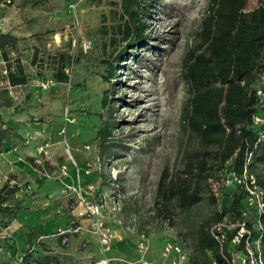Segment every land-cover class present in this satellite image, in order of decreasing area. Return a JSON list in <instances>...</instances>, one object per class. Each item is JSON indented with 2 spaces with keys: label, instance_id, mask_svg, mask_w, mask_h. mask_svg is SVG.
<instances>
[{
  "label": "rangeland",
  "instance_id": "374dc122",
  "mask_svg": "<svg viewBox=\"0 0 264 264\" xmlns=\"http://www.w3.org/2000/svg\"><path fill=\"white\" fill-rule=\"evenodd\" d=\"M207 1L145 0L146 39L139 45L118 33L121 0L0 3V26L24 25L30 33L1 47L13 66L20 62L28 81L12 95L0 93V264H18L24 255L60 264H94L102 257L93 235L73 231V221L87 224L73 212L78 190L102 204V218L116 236L115 261L213 264L212 254L200 256L195 242L201 228L227 212L228 190L221 194L218 187L232 191V180L216 172L200 201L184 207L163 205L157 191L162 177L167 182L183 169L181 65ZM259 5L264 0H246L245 8ZM60 56L73 58L70 79L40 88L41 80L54 78ZM259 96L262 112L264 92ZM31 144L26 165L15 167L2 155H20ZM164 207L166 219L158 213ZM246 212L258 232L259 211L246 205ZM197 255L203 260L195 263Z\"/></svg>",
  "mask_w": 264,
  "mask_h": 264
},
{
  "label": "trees",
  "instance_id": "16d2710c",
  "mask_svg": "<svg viewBox=\"0 0 264 264\" xmlns=\"http://www.w3.org/2000/svg\"><path fill=\"white\" fill-rule=\"evenodd\" d=\"M11 0H0V3ZM145 0H121V23L118 33L122 41L139 45L145 41ZM246 0H208L195 43L182 58L181 78L185 97L180 111L181 130L187 135V148L179 151L183 169L159 180L158 197L163 205L174 201L180 207L198 202L202 198L204 184L219 178L232 180L234 190L219 185V193L228 190L227 212L217 214L206 231L201 228L195 245L200 256L210 252L213 261L220 264L221 256L213 240L209 226L223 217L240 219L246 211V190L233 180L246 169L256 178L264 190V108L258 111L264 92V7L259 5L246 10ZM15 41L8 34H0L1 47ZM70 57L60 56V66L54 75L57 82L67 78L63 68ZM9 63V67H10ZM6 79L11 86H21L28 78L20 62L11 66ZM6 92V89H0ZM262 119L255 122L254 118ZM1 119V116H0ZM217 179V178H216ZM11 188L7 195L13 193ZM4 199V197H3ZM164 219L168 211L159 209ZM264 234V212L259 216ZM65 237V236H61ZM202 254V255H201ZM199 255L193 262H201ZM18 264H60L53 257L32 260L24 255Z\"/></svg>",
  "mask_w": 264,
  "mask_h": 264
},
{
  "label": "built area",
  "instance_id": "2783aa9c",
  "mask_svg": "<svg viewBox=\"0 0 264 264\" xmlns=\"http://www.w3.org/2000/svg\"><path fill=\"white\" fill-rule=\"evenodd\" d=\"M10 59L5 60L0 52V89H6L9 95H12V89L18 86L9 85L6 77L11 71L9 67ZM73 58L63 68V73L66 77H70L72 72ZM51 80H41L39 82L40 88L44 90L50 89L52 85ZM258 95L260 91L257 92ZM255 122H262L263 120L255 117ZM43 146H40L41 151ZM233 180L243 186L246 190V205L256 208L259 211V216L264 212V190L257 184L256 178L250 174L246 169H243L239 176L233 175ZM215 185V184H213ZM79 189V188H78ZM93 186L87 187L91 192ZM77 204L73 208L76 219L87 220V224L75 223L73 221V231H86L93 235L101 248L102 257L95 261L94 264H153L148 262H132L115 261L114 258L107 254L111 251L113 243L116 240L115 234L102 218V204L91 200L86 194L77 191ZM259 225L258 230H261ZM209 232L216 242L219 254L221 256L220 264H264V246L262 244L264 234L255 235V231L247 221V212H242L240 219H232L230 217H223L220 220L213 222L209 226ZM63 232H60V234ZM171 245L166 246L165 251H170ZM174 251L180 252L179 247H174ZM213 264H216L213 261Z\"/></svg>",
  "mask_w": 264,
  "mask_h": 264
},
{
  "label": "crops",
  "instance_id": "0c3cea01",
  "mask_svg": "<svg viewBox=\"0 0 264 264\" xmlns=\"http://www.w3.org/2000/svg\"><path fill=\"white\" fill-rule=\"evenodd\" d=\"M0 5H2V4H0ZM8 23L9 22H6L4 25L0 26V34H8V35H10L12 37L13 36L14 37H24V36L30 34V33L27 32L28 31V28H26L24 25L23 26L16 27V28H11V26H9ZM10 66H13V65L10 64ZM24 73H25V70H24ZM69 79H70V77H67L64 82H57L55 80V78H49L48 80H51L53 82L52 85H51V87L53 88L54 86H59V85H62V84H66ZM26 85H27V83L24 84V85H21V87L22 86H26ZM18 87H20V86H18ZM3 112H2V109H0V116H1V118H2V115L4 114ZM23 132H25V131H23ZM21 153H20V155L19 154L18 155H14V154L11 153V151H4L2 155H3L4 159L8 163H10L11 165H14L15 167H18V166H21V165H26L27 163L25 162V159L24 158L27 157V156L33 155V153H34V145L31 144L30 146H27V147L23 148L22 151H21ZM128 247H129V245L125 248L124 246H119V244H118V248L120 250H123V251H124V249L127 250ZM113 249L114 248L112 247V250L107 254L111 258H113L111 256L112 255V252H113ZM138 255H139V253L136 252L135 253V257H139ZM144 262L153 263V264H161L160 263L161 261H155V260H146Z\"/></svg>",
  "mask_w": 264,
  "mask_h": 264
}]
</instances>
